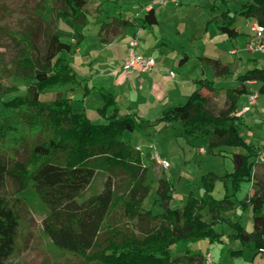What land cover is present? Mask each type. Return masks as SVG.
<instances>
[{"label": "trees", "instance_id": "16d2710c", "mask_svg": "<svg viewBox=\"0 0 264 264\" xmlns=\"http://www.w3.org/2000/svg\"><path fill=\"white\" fill-rule=\"evenodd\" d=\"M87 3L22 0L24 16L17 28L0 22V104L16 110L14 119L0 121V264H6L17 239L30 231L28 204L21 196L27 186L47 208L42 233L68 264H204V252L191 244L222 241V232L215 227L224 223L234 231L228 236L241 245L231 250L232 256L249 244L264 254V176L257 179L252 195L239 201L242 209L251 207L253 229L247 231L227 216L236 209L234 198L241 183L253 177L258 156L240 131L243 119L236 115L237 103L247 92V81L260 82L258 91L264 94V68L254 66L239 74L236 87L223 89L226 100L217 111L200 90L217 88L212 80L202 79L197 81L200 88L183 104L164 109L154 121L134 113L119 114L114 96L101 90L103 104L97 112L103 121L94 122L75 110L61 91L76 83L77 76L69 61L72 43L64 40L70 35L57 27L58 21L69 28L87 25ZM4 9L1 5L0 21L7 13ZM46 10L48 19L40 13ZM236 16L255 18L264 26V0H248L233 14L225 9L210 21L232 39L238 35L233 27ZM137 21L148 27L155 24L154 9L146 10L140 19L121 14L103 20L97 36L108 43ZM73 37L78 44L82 34ZM2 47L11 50L10 56ZM204 60L215 76L229 75L228 63L211 57ZM8 78L24 87L7 83ZM44 91H50L51 97L42 99ZM160 123L180 124L181 134L206 140L211 151L242 147L245 152L230 154L229 172L202 173L201 195L188 193L181 207L170 206L175 187L162 173L156 187L160 211L153 212L144 206L151 186L146 179L148 167L142 153L123 136ZM98 170L107 173L103 188L79 199ZM217 181L225 189L221 197L213 193ZM174 246L184 250L175 253Z\"/></svg>", "mask_w": 264, "mask_h": 264}, {"label": "crops", "instance_id": "0c3cea01", "mask_svg": "<svg viewBox=\"0 0 264 264\" xmlns=\"http://www.w3.org/2000/svg\"><path fill=\"white\" fill-rule=\"evenodd\" d=\"M205 1L201 3L199 0H190L189 2L188 0H168L165 4H162L158 0H94L96 14H88L87 25H76L74 28H69L58 21L57 27L70 35L65 37L64 40L72 43L69 61L77 76V82L65 85L61 90L62 93L71 99L75 110L85 112L94 122L97 121L95 119L99 116L97 109L103 104L101 90L108 91L114 96L119 106V114L134 113L139 119L145 121H154L164 109L183 104L195 89L200 88L197 81L202 79L212 80L217 89L209 92L207 89L201 88V92L205 95H207L206 93L222 92L224 103L226 96L223 89L236 87L238 85L236 77L239 74L254 66L264 68V52L251 51L248 48V44L254 36L250 26L256 23L255 18L236 16L233 27L238 31V35L232 39L221 33L216 25L210 21L225 9L233 14L242 3L248 0H233L236 5L233 9L229 7V0L224 2L221 0ZM213 5L215 6L214 9L212 8ZM184 7L186 9L181 12ZM150 8L154 9L157 17L155 24L148 27L137 21L135 25L123 28L110 42L103 43L99 40L97 33L101 21H108L112 17L121 14L128 18L140 19L146 10ZM197 11H200V14L203 15L202 34L199 36L188 34L187 37H181L184 35L182 25ZM93 17L96 19L92 24L93 29L90 31L89 25ZM159 27L160 30L157 31ZM77 33H81L82 37L78 44H75L73 35ZM135 33L137 34V53L152 56L155 59V67L146 72L129 74L121 67V60L125 55L127 40ZM262 37L264 38V34ZM214 39L229 42L231 48L223 54V50L217 49ZM188 40L193 42L202 40L210 43L213 46V49L210 48L214 51V54L206 52L207 47H204L205 50H201V48L192 53L189 52L186 46L189 43ZM206 57L217 58L223 63H228L230 65L229 75L226 78L215 76L211 66L204 60ZM170 71L173 72L172 76L169 74ZM245 86L247 92L242 94L238 100L236 115H241L243 119V124L240 126L242 135L246 133L252 139V142L245 140L257 152V144L264 141V118H262L264 116V94L258 91L260 86L258 81H247ZM253 93L257 94V98L255 103L249 105L248 100ZM260 98L262 99L260 100ZM246 107L248 108L246 109ZM154 126H158L160 129L171 128L173 131L172 136L176 141L179 140L178 138L183 139L184 145H180V142L178 144L182 154V162L194 163L195 157H202L208 153L202 144H207V141L188 136L183 137L185 135L181 134L182 127L180 124L167 125L160 123ZM146 130L148 129L146 128ZM150 143L154 142L150 141ZM201 147L204 148V152L200 150ZM157 150L160 154L159 149ZM221 150L227 152V154L220 152L221 155H218L219 150L211 151V154L221 157V172H215L207 167H200L197 175L198 179L202 173L207 171H213L218 175L231 171L233 164L230 161V154L232 152H245L242 147H226V149ZM254 159H257L256 163L262 164L264 167L263 157L259 159L256 156ZM254 172L253 167V175ZM261 177L253 176L249 181H246V193L241 198H236L239 192L236 194L234 198L236 209L233 213L227 215L233 221L238 220L242 226L241 221L244 216H247L248 219L251 218L252 222V211L250 206L242 209L239 206V201L252 195L257 187L256 181ZM191 184L196 185L197 182H191ZM218 184H221V188L218 187L220 189L216 192L215 188ZM198 186L200 185L198 184ZM215 188L214 195L221 197L225 191L222 183L217 181ZM190 192L199 197L202 191L200 188L199 193L196 188L190 187L185 193L186 197ZM221 226H226L224 228L227 229L225 230L228 235L234 232L226 223L221 224ZM244 229L247 230L245 227ZM228 240L230 242L235 241L231 237ZM246 247L251 250L249 254V259L252 258V262L249 261L251 264H264V254L257 252L251 244ZM207 252L209 251H205L204 254ZM239 255L241 254L237 256Z\"/></svg>", "mask_w": 264, "mask_h": 264}, {"label": "rangeland", "instance_id": "374dc122", "mask_svg": "<svg viewBox=\"0 0 264 264\" xmlns=\"http://www.w3.org/2000/svg\"><path fill=\"white\" fill-rule=\"evenodd\" d=\"M22 0H0V6L3 5L5 8L4 16H2L1 23L5 24L12 28H17L18 20L24 16V10L20 7V3ZM190 0H188L189 2ZM199 2L204 3L205 0H199ZM95 2L94 0H88L87 10L89 14H96L95 12ZM187 7V6H185ZM182 8L181 12L186 8ZM229 7L231 9L235 8L236 5L233 0H229ZM8 10L11 11L8 13ZM44 18L49 17V10L44 12H40ZM194 13V12H193ZM89 25V30L91 31L92 24L95 22V17L92 18ZM203 15L200 14V11L192 14L182 25V29L184 35L181 37H187L188 34H194L199 36L203 32ZM160 30V27L157 28V31ZM216 42L217 49L223 50V54L228 52L231 48V44L229 42H222L218 39H214ZM187 50L189 52H194L197 49L205 50L204 47H207L206 52L209 54H214L213 46L210 43H206L205 41L198 40V42H193L188 40ZM211 47V48H210ZM1 49L6 50L7 56H10L11 50L6 47H2ZM264 64V62H263ZM211 76V75H210ZM210 78V77H209ZM7 83H14L24 87V84L21 82H16L14 79H6ZM252 87V86H251ZM24 92V90H23ZM210 97V107L217 111L220 109L224 103V95L222 92L219 93H206ZM51 97L50 91H44L41 94L42 99H48ZM262 98H260L261 100ZM222 102V103H221ZM96 106V105H94ZM92 109V107H90ZM95 108V107H93ZM96 110V109H95ZM16 116V110L14 108H7L0 104V121L5 119H14ZM264 118V116L262 117ZM95 120L96 122H101L102 119L98 116ZM148 130L143 131H134V132H125L123 138L129 140L130 144L133 146H140L143 154V161L148 167V171L146 174L147 181L151 182L150 191L147 197L144 200V206L148 209H151L153 212H159L160 207L158 202L156 201V187H157V179L164 172V175L173 183L175 187V192L173 193V197L170 203L171 207H180L186 201V191L190 187L196 188L200 193V186H198L200 182V178L198 179L197 175L199 174L200 167L202 168H210L215 172L220 171V161L221 157L216 156L215 154H211V150L208 145L202 143L207 150V154L200 157H195L194 163L182 162V154L180 151V146L184 145V141L181 138L176 141L173 135V131L170 128L160 129L158 126L147 127ZM244 138L250 142L252 139L243 134ZM186 137V136H183ZM189 137V136H188ZM153 141L156 145L157 149L161 152V157L167 159L170 162V166L168 168H162L157 165L150 158V148L149 142ZM199 142V141H198ZM252 142V141H251ZM201 143V142H200ZM257 153L258 158H264L262 154V150L264 148V141L257 144ZM148 152V153H147ZM217 153L218 155H221ZM147 153V154H146ZM226 153L227 152H223ZM262 156V157H261ZM231 161V160H230ZM232 162V161H231ZM263 169V170H262ZM205 171V170H204ZM202 171V172H204ZM254 177L264 176V167L262 164L256 163L254 166ZM263 171V172H262ZM107 173L101 170L96 171L94 177L92 178L90 184L80 192L79 199H83L89 195L96 194L101 191L103 188L104 181L106 179ZM201 177V175L199 176ZM192 178H194L192 180ZM197 179V181H196ZM191 182H197V184H191ZM246 181L242 183L241 190L237 194L236 198H241L246 193ZM221 184L215 188L216 192L221 188ZM220 187V188H218ZM21 196L25 198L29 208V216H28V224L30 231L26 232L24 236L19 237L16 241L15 250L9 256L6 264H68L65 262L64 256L61 255V251L54 249L48 240L47 237L42 233V219L47 213V208L40 200V198L36 195L32 186H27ZM264 213V206L262 209ZM241 223L247 230L252 229L251 218L248 219L247 216L242 217ZM226 226L217 225L215 229L219 232H226ZM226 229V230H225ZM222 233V241L215 242H207L206 240H202L196 243H192L191 247L193 248H201L202 251H209L212 254L214 264H251L252 258L249 259V254L251 250L248 247H243L241 252H237L241 254L239 256H231L230 252L233 249H240L241 245L238 241H229L230 237L228 233ZM224 240V241H223ZM173 250L175 253L182 252L184 250L183 246H174ZM250 261V262H249Z\"/></svg>", "mask_w": 264, "mask_h": 264}, {"label": "built area", "instance_id": "2783aa9c", "mask_svg": "<svg viewBox=\"0 0 264 264\" xmlns=\"http://www.w3.org/2000/svg\"><path fill=\"white\" fill-rule=\"evenodd\" d=\"M160 3L165 4L168 0H158ZM251 31L254 36L253 39L249 42L248 48L251 51H259L264 52V38L262 37L264 34V26H261L257 23H254L250 26ZM137 47V34H133L126 42L125 55L121 60V67L125 70L126 73H142L149 71L155 67V59L152 56H145L142 54H138L136 51ZM171 76L173 72L169 73ZM257 98V94L253 93L249 97V105L255 103ZM248 107H246L247 109ZM150 148V158L162 168H168L170 163L166 159L162 158L159 154L157 147L154 143L149 144ZM135 149L142 153V149L140 146H135ZM201 151L204 152V148H200ZM262 154L264 156V148L262 150ZM204 264H214V260L211 252H207L205 254Z\"/></svg>", "mask_w": 264, "mask_h": 264}]
</instances>
